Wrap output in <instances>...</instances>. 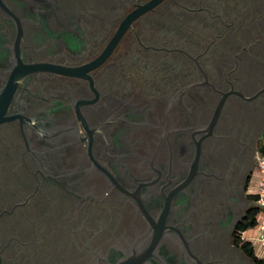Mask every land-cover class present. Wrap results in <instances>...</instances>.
<instances>
[{"label": "flooded vegetation", "instance_id": "1", "mask_svg": "<svg viewBox=\"0 0 264 264\" xmlns=\"http://www.w3.org/2000/svg\"><path fill=\"white\" fill-rule=\"evenodd\" d=\"M153 1L0 0V264H254L264 0Z\"/></svg>", "mask_w": 264, "mask_h": 264}, {"label": "built area", "instance_id": "2", "mask_svg": "<svg viewBox=\"0 0 264 264\" xmlns=\"http://www.w3.org/2000/svg\"><path fill=\"white\" fill-rule=\"evenodd\" d=\"M256 186L252 191L255 197L256 209L259 211L256 217V226L254 229L243 233V240L249 242L258 258L264 259V155L259 154L256 158ZM254 231V238H249L246 233Z\"/></svg>", "mask_w": 264, "mask_h": 264}, {"label": "trees", "instance_id": "3", "mask_svg": "<svg viewBox=\"0 0 264 264\" xmlns=\"http://www.w3.org/2000/svg\"><path fill=\"white\" fill-rule=\"evenodd\" d=\"M261 154L264 155V146L262 147ZM255 200V197H254ZM259 211L257 209H253L252 217L251 219L244 225L242 228L243 232H246L248 230L254 229L256 226V217L258 215ZM242 250L245 252V254L252 260L254 264H264V259H260L256 256L253 246L246 241H243Z\"/></svg>", "mask_w": 264, "mask_h": 264}, {"label": "water", "instance_id": "4", "mask_svg": "<svg viewBox=\"0 0 264 264\" xmlns=\"http://www.w3.org/2000/svg\"><path fill=\"white\" fill-rule=\"evenodd\" d=\"M160 0H154L153 2H151L149 5L146 6L145 9H149L152 8L153 6H155ZM133 15L129 16L126 20H124L118 30V33L115 35V37L112 39V41L110 42L107 50L105 51L103 57H105L108 52L118 43V41L120 40L121 36L123 35V33L127 30V28L130 26L131 21L133 20ZM66 74H69L71 76H75V72L74 71H70L67 72ZM77 75V74H76Z\"/></svg>", "mask_w": 264, "mask_h": 264}, {"label": "rangeland", "instance_id": "5", "mask_svg": "<svg viewBox=\"0 0 264 264\" xmlns=\"http://www.w3.org/2000/svg\"><path fill=\"white\" fill-rule=\"evenodd\" d=\"M246 236L249 237L250 239L254 238L255 232L254 231H250V232L246 233ZM263 257H264V254H263Z\"/></svg>", "mask_w": 264, "mask_h": 264}]
</instances>
